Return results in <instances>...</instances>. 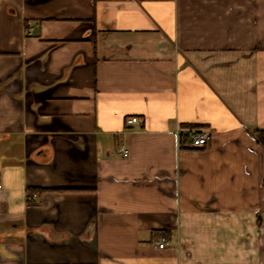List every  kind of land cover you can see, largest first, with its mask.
Here are the masks:
<instances>
[{"label": "crops", "instance_id": "crops-1", "mask_svg": "<svg viewBox=\"0 0 264 264\" xmlns=\"http://www.w3.org/2000/svg\"><path fill=\"white\" fill-rule=\"evenodd\" d=\"M258 130L264 0H0V264H264Z\"/></svg>", "mask_w": 264, "mask_h": 264}, {"label": "built area", "instance_id": "built-area-1", "mask_svg": "<svg viewBox=\"0 0 264 264\" xmlns=\"http://www.w3.org/2000/svg\"><path fill=\"white\" fill-rule=\"evenodd\" d=\"M129 123H135L137 122V118H131ZM189 135V141L190 146L192 148H203L208 145L210 141V136L206 131H198V132H190ZM118 155L122 158H126L128 156V151L125 147H120L118 150ZM37 194L33 193L29 195V199H36ZM168 246V241L165 237H161L155 246L158 250H163Z\"/></svg>", "mask_w": 264, "mask_h": 264}, {"label": "trees", "instance_id": "trees-1", "mask_svg": "<svg viewBox=\"0 0 264 264\" xmlns=\"http://www.w3.org/2000/svg\"><path fill=\"white\" fill-rule=\"evenodd\" d=\"M254 135H255V138H256L258 144L264 149V130H258V131H255V132H254ZM34 191H37V190H34V189H28L26 194L29 196V195H31L32 192H34ZM29 204H31V205H35L36 202H32V203H29Z\"/></svg>", "mask_w": 264, "mask_h": 264}]
</instances>
